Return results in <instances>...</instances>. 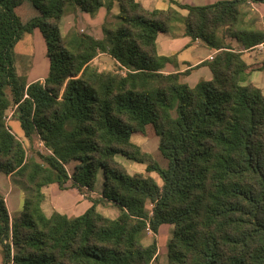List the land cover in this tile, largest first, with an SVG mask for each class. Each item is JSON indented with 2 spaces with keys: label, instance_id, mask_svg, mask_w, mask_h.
<instances>
[{
  "label": "trees",
  "instance_id": "obj_1",
  "mask_svg": "<svg viewBox=\"0 0 264 264\" xmlns=\"http://www.w3.org/2000/svg\"><path fill=\"white\" fill-rule=\"evenodd\" d=\"M116 1V26L103 24L105 35L96 38L75 28L62 36L61 18L69 7L94 14L104 6L109 13L112 0H0V172L31 191L12 217L0 192L2 264H152L162 224L172 226L167 264H264V91L244 82L264 68V58L248 64L242 57L264 44V27L255 26L264 25V14L249 15V0H169L176 7L152 10L137 0ZM173 21L217 50L212 59L164 72L175 55H160L156 37ZM35 29L48 69L28 82L16 71L14 47ZM99 53L116 70L94 66ZM201 65L211 78L190 86L184 76ZM10 105L24 136H36L47 153L26 156L5 119ZM148 128L166 167L131 140ZM117 156L146 162L161 185L129 173ZM98 171L101 192L92 198ZM49 184L84 194L90 206L79 215H46L42 188ZM100 202L119 213H101ZM148 232L152 239L143 244Z\"/></svg>",
  "mask_w": 264,
  "mask_h": 264
},
{
  "label": "rangeland",
  "instance_id": "obj_2",
  "mask_svg": "<svg viewBox=\"0 0 264 264\" xmlns=\"http://www.w3.org/2000/svg\"><path fill=\"white\" fill-rule=\"evenodd\" d=\"M113 7L111 9L110 15L105 19L104 28L113 29L117 24V15L119 14V8L116 0H112ZM157 6H162L160 1ZM250 14H256L257 11L254 9H249ZM177 11L184 15V10L177 8ZM75 12L69 8L66 9L64 15L62 16V22L60 24V32L62 36H65L71 29H77L79 32L87 33V26L84 23L91 22L89 16L85 14H81V16L75 14L72 17V13ZM263 12V11H262ZM102 10H97L94 14H89L92 19L95 21L101 20L103 15L101 14ZM83 18V20H82ZM103 20V19H102ZM260 21V20H259ZM258 20L255 22V26L264 27L263 24H260ZM84 22V23H83ZM103 22V21H102ZM92 26L96 27V23L92 22ZM89 28H92L90 25ZM101 28L100 36H104L105 33L102 29V25L99 26ZM184 29V24L182 21H173L170 24L169 32L171 33H180ZM99 33V31H98ZM221 36V33L219 34ZM188 50L182 51L180 55L177 56V60H182L184 57H187ZM15 54V67L16 71L19 75H26V80H31L35 78H40L44 76L48 69V59L46 56V46L43 40V37L38 29H35L32 33H25L21 37L20 40L17 41L14 47ZM98 56V55H97ZM92 60L94 66H96L99 70H116V65L113 63L112 59L108 55H99ZM246 60H250L248 56H246ZM200 80L204 78V75H201ZM199 79H197V75L190 76L186 79V82L192 86ZM15 106L10 105V107L6 111V121L11 129V131L16 135L17 138L23 141L25 152L27 157H35L38 156V153H45V149L41 148L38 145L39 140L36 136H32L31 139L24 136V132L20 126V121L17 115L14 113ZM131 140L134 143H137L141 146L144 151H147L152 155V157L160 164L162 167H166L167 159L162 156L160 151L158 150V137L154 134L151 128H148V131L145 135L140 133H133ZM47 153V152H46ZM116 159L123 164L129 173L142 172L145 175L152 176L155 181L161 185V179L157 175L156 172H147L145 170V163H138L133 160L127 159L126 157L117 156ZM70 169V167L68 166ZM16 177L12 180V185L9 186V178L6 177L4 173L0 172V191L6 197V205L9 211V214L12 216H17L22 211L23 202L26 197H30L31 191L28 185L23 181V179ZM102 184V173L98 171L96 183L94 186L95 195L90 196L92 198H98V194L101 190ZM74 195L71 191H63L61 192V196L63 197H72ZM87 201L85 200L84 203ZM89 204V203H88ZM98 206L102 211H108L106 214L109 216H115L119 213V209L112 205L107 204L106 202L98 203ZM151 205L147 204V208H150ZM84 209H71L70 211H65L64 213L68 215H77L80 214ZM172 226L168 224H162L159 227V231L157 233V258L152 264H167V242L171 237ZM152 239V234L148 232V234L143 239V244H148ZM0 264H2L1 253H0Z\"/></svg>",
  "mask_w": 264,
  "mask_h": 264
},
{
  "label": "crops",
  "instance_id": "obj_3",
  "mask_svg": "<svg viewBox=\"0 0 264 264\" xmlns=\"http://www.w3.org/2000/svg\"><path fill=\"white\" fill-rule=\"evenodd\" d=\"M137 1L140 2L141 5L145 9H148V10L167 9L170 6L176 7L175 5L171 4L169 2V0H137ZM159 1H160L162 6H157ZM176 1H178L180 3L191 4V5H204V4H210L216 0H176ZM117 5H118V3H117ZM249 7H250V9H252V10L254 9L255 11H257V13L260 16H262L264 14V3H261V2L254 3L253 7H251L250 5H249ZM98 9L102 10L101 14L103 15V17H102L103 20L101 19V20L95 21L94 19H92V17H90V15L88 13L82 12L79 9H77L75 12L72 13V15H73L72 17H74L75 14H77L81 17H82L81 14H85L86 16H89V19L91 22L90 23L87 22L88 24L83 22L84 25L87 26V30H86L87 33L95 36L96 38H102L103 36H100L101 28L99 26L105 24L104 23L105 19L110 15L111 10L108 13L104 6H101ZM183 14L184 15L186 14L185 10H184ZM82 20H83V18H82ZM61 22H60V24H61ZM92 22L96 23V27L92 26L93 25V24H91ZM89 25L92 28H89L88 27ZM98 31H99V33H98ZM230 41H231V44L233 47L240 48V46L235 41H232L231 39H227L226 42H230ZM156 46H157V51L160 55H165V56L175 55L172 62H170V63L168 62L164 65V67H163L164 72H175V71L181 72V71H184L185 69H188L190 67H195L196 65H198L199 63H201L203 61L210 60L209 56L214 55L217 51L213 48L208 47L200 39H191L189 36L184 34V29L179 34L178 33H171V32H167V33L159 32L157 34V37H156ZM184 50H188V52H187L188 56L184 57L180 61L177 60V56L180 55L182 53V51H184ZM101 54L107 55L104 53H99L98 56ZM246 56H248L250 60H246ZM242 57L248 64L262 60L264 58V44H260L253 49L243 50ZM112 61H113V63H115V61L113 59H112ZM195 74L197 75V79H199V80H200V77H202L201 75H204V78L201 80H208L211 78V71L208 68V66L207 65H201V66H198L197 68L191 70L189 72V74L184 76V78H183L184 81L186 82V79L188 77L194 76ZM44 76H42L40 78L28 80V82H31V81L37 80V79H42ZM244 82L245 83H252L264 91V68L261 70H256V71L251 72L247 76L246 81H244ZM68 166L72 167L73 164L70 163ZM6 177L9 178V182H10L9 186H11L12 180H14L16 177H14L13 174L12 175L8 174V175H6ZM101 186H102V184H101ZM42 191L44 193V199L41 203V207H42V209L46 215H50V213L53 210L64 213L65 211H68V210L70 211L71 209H84L81 211V213H82L90 206V203H91L89 198L87 196H85L84 194H80L76 191H73L70 188L65 189V190H61L58 188V186L56 184H49L47 186H44L42 188ZM63 191H71L74 193V195L72 197H68V198L63 197V196H61V192H63ZM100 192H101V190H100ZM100 192H99L98 196L100 195ZM95 194L96 193L93 190L90 193V196L93 197V195H95ZM3 196H4V199L6 202V197L4 194H3ZM26 198H28V197H26ZM85 200L87 201L86 203H84ZM106 203L110 204L109 202H106ZM97 209L101 213L109 216L108 214H106V212H108L109 210L108 211H102L100 209V207L98 206V204H97ZM77 215H79V214H77ZM68 216H72V215H68ZM10 217H12V215H10ZM111 217H114V216H111Z\"/></svg>",
  "mask_w": 264,
  "mask_h": 264
},
{
  "label": "built area",
  "instance_id": "obj_4",
  "mask_svg": "<svg viewBox=\"0 0 264 264\" xmlns=\"http://www.w3.org/2000/svg\"><path fill=\"white\" fill-rule=\"evenodd\" d=\"M254 3H255V2H252V1H250V0L248 1V5H250L251 7H253ZM251 10H252V9H251ZM212 57H213V55H210V56H209V59H212ZM38 145L41 146V148L45 149V151L48 150V149H46V148L44 147L42 141H40V140H39V142H38ZM48 151H49V150H48Z\"/></svg>",
  "mask_w": 264,
  "mask_h": 264
}]
</instances>
